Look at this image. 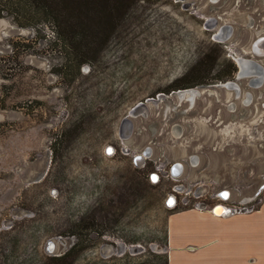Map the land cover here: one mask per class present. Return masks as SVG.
Here are the masks:
<instances>
[{
	"label": "rangeland",
	"instance_id": "obj_1",
	"mask_svg": "<svg viewBox=\"0 0 264 264\" xmlns=\"http://www.w3.org/2000/svg\"><path fill=\"white\" fill-rule=\"evenodd\" d=\"M52 34L0 17V264H166L149 244H164L170 194L190 190L192 208L263 207L264 80L250 85L231 55L264 68L251 49L264 0H139L79 69L61 68L68 50ZM210 42L235 64L239 93L225 80L180 98L173 85L200 76L189 69Z\"/></svg>",
	"mask_w": 264,
	"mask_h": 264
},
{
	"label": "trees",
	"instance_id": "obj_2",
	"mask_svg": "<svg viewBox=\"0 0 264 264\" xmlns=\"http://www.w3.org/2000/svg\"><path fill=\"white\" fill-rule=\"evenodd\" d=\"M139 0H0V17L10 18L21 27H48L57 42L67 47L70 58L76 60L79 69L88 63L87 56L97 54L122 26L134 4ZM217 43L210 42L189 72L200 75L172 89L188 88L198 84L215 83L232 78L236 66L217 51ZM90 63V62H89ZM219 67L220 69H217ZM217 70V73H213ZM213 77H210L211 74ZM212 76V75H211ZM67 254L54 259H65Z\"/></svg>",
	"mask_w": 264,
	"mask_h": 264
},
{
	"label": "crops",
	"instance_id": "obj_3",
	"mask_svg": "<svg viewBox=\"0 0 264 264\" xmlns=\"http://www.w3.org/2000/svg\"><path fill=\"white\" fill-rule=\"evenodd\" d=\"M177 164L174 174L182 169ZM166 203V264H264V205L256 212L215 214L202 208L173 210ZM141 247L132 243L128 248Z\"/></svg>",
	"mask_w": 264,
	"mask_h": 264
},
{
	"label": "water",
	"instance_id": "obj_4",
	"mask_svg": "<svg viewBox=\"0 0 264 264\" xmlns=\"http://www.w3.org/2000/svg\"><path fill=\"white\" fill-rule=\"evenodd\" d=\"M213 1V0H211ZM223 31L225 30L227 35H224V34H220L219 31ZM220 30L214 34V37L218 40V41H221L223 39H225L226 37H228V33L231 32L232 28L231 26L229 25H223ZM261 43H264V37H261V36H258L251 44V49L257 53V54H262L264 52V50H258L259 49V45ZM242 57H238L237 60L241 61ZM254 62V61H253ZM255 66H256V69L259 71L260 75L259 76H255L252 72H249V73H246V72H243L242 69H241V66H240V70H239V74L240 75H251V79L249 80V84L252 85V86H259L260 84H262L263 80H264V68L262 65L258 64V63H254ZM218 86H225L227 88H233L235 90V93H239L240 91V88H239V85L233 81V80H227L225 82H220L217 84ZM199 86H195L194 87H188V88H184V89H177V90H174V92H177L180 96V98H185V97H188L189 98V101L192 102V100L194 99V97L198 94V88ZM250 93V92H248ZM250 94H247V97L245 98L247 103L251 101V98H249ZM159 97L163 96L162 94H159L158 95ZM158 98V97H157ZM156 98V100H157ZM250 99V100H249ZM153 101H156L155 99H152ZM249 100V101H248ZM245 103V102H244ZM234 107V103H231L229 105V108L232 109ZM136 107H134L131 111V113H135L136 112ZM178 132V131H177ZM108 154H111V151L107 150L106 151ZM145 154H149L151 152V147L150 146H147L146 149H145ZM195 158H197L195 155H192L191 156V161L192 163H195ZM178 167V169H180L182 167L181 164H177L176 168ZM155 173L152 174V180L155 181L156 179V175ZM41 176H39L36 180H38ZM264 188V183H262L258 188L257 190L254 192V195L253 197H256L260 192L261 190ZM54 192V191H53ZM228 191H225V195H227ZM251 199V198H250ZM244 201H247L248 198L246 199H243ZM175 203V199H174V195L173 194H170L168 199H167V203L166 205L168 207H172ZM212 212L215 213V214H233L235 213V210L229 206H225V205H222V204H217L215 205L213 208H212ZM60 240H62V238L59 237ZM52 241V240H51ZM50 241V242H51ZM149 247L151 248V250L153 251H162L165 249V247L159 243H156V242H151L149 244Z\"/></svg>",
	"mask_w": 264,
	"mask_h": 264
},
{
	"label": "built area",
	"instance_id": "obj_5",
	"mask_svg": "<svg viewBox=\"0 0 264 264\" xmlns=\"http://www.w3.org/2000/svg\"><path fill=\"white\" fill-rule=\"evenodd\" d=\"M231 58L232 59H234V60H236L235 58H234V56H232L231 55ZM173 175H175L174 173H173V171L171 172ZM200 182H196V186H197V188L198 187H200V184H199ZM189 191L190 190H184V191H176V193H178V194H174V199H175V203H174V205L171 207V208H174V207H176L177 205L179 206L180 205V207L181 206H183L182 208H190L191 206H190V203H189V198L187 197V195L189 194ZM184 194V195H183ZM224 194V193H223ZM202 194H201V192H198V193H196L194 196L196 197V198H199L200 196H201ZM224 196V195H223ZM217 204H222V205H225L223 202H220V203H216L215 205H217ZM215 205H213L211 208H207V206L206 207H201V208H204V209H207V210H210V211H212V208L215 206ZM225 206H228V205H225ZM192 207H198V206H192ZM191 207V208H192ZM229 207H231V208H233L234 210H235V212H239V211H244V210H239L238 208H234L233 206H229ZM242 209H246L245 207H242Z\"/></svg>",
	"mask_w": 264,
	"mask_h": 264
},
{
	"label": "bare ground",
	"instance_id": "obj_6",
	"mask_svg": "<svg viewBox=\"0 0 264 264\" xmlns=\"http://www.w3.org/2000/svg\"><path fill=\"white\" fill-rule=\"evenodd\" d=\"M219 33L227 35L225 30H223V31L220 30ZM228 35H229V33H228ZM258 50H264V43H261L259 45V49ZM234 58L237 60L238 59V55H235ZM237 61L239 62L243 72H246V73L252 72L255 76H259L260 75L259 71L256 69V66L254 64L255 62H253L252 60H247L245 58H242L241 61H239V60H237ZM247 94H250L248 96H249V98H251V93H247ZM247 94H246V97H247ZM244 102L247 103L246 99H244ZM109 151H111V149H109ZM194 162H197V158H195Z\"/></svg>",
	"mask_w": 264,
	"mask_h": 264
},
{
	"label": "flooded vegetation",
	"instance_id": "obj_7",
	"mask_svg": "<svg viewBox=\"0 0 264 264\" xmlns=\"http://www.w3.org/2000/svg\"><path fill=\"white\" fill-rule=\"evenodd\" d=\"M229 26H231V25H229ZM231 28H232V26H231ZM231 32H232V30H231ZM231 32H230V33H231ZM230 33H229V35H230ZM229 35H228V36H229ZM179 89H181V88H179ZM109 149H113L114 152H115V150H116L113 146H110L108 149H106V151L109 150ZM144 151H145V150H144ZM144 153H145V152H144ZM149 154H150V153H149ZM149 154H148V155H149ZM146 155H147V154H146ZM142 159H143V158H142V156H140V155H137L136 157H134V160H135L136 162H141ZM263 189H264V188H263ZM263 189H262V190H263ZM262 190H261V191H262ZM59 237L62 238V240H60ZM59 237H58L59 242H60L62 245H65V244H66L65 238H64L63 236H59ZM52 244H53V240H52L51 243H50V248H51V245H52ZM69 250H70V249H69ZM69 250H67V251H69ZM65 253H66V251H63L60 255H57V256H55V257H60V256L64 255Z\"/></svg>",
	"mask_w": 264,
	"mask_h": 264
}]
</instances>
